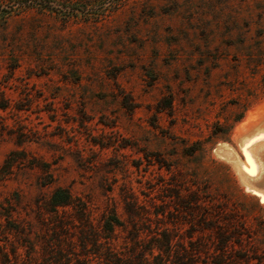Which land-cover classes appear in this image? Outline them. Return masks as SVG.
I'll use <instances>...</instances> for the list:
<instances>
[{"label":"rangeland","instance_id":"obj_1","mask_svg":"<svg viewBox=\"0 0 264 264\" xmlns=\"http://www.w3.org/2000/svg\"><path fill=\"white\" fill-rule=\"evenodd\" d=\"M242 180L264 187V0H0V212L39 234L65 188L116 207L124 256L167 233L152 264H264Z\"/></svg>","mask_w":264,"mask_h":264},{"label":"trees","instance_id":"obj_2","mask_svg":"<svg viewBox=\"0 0 264 264\" xmlns=\"http://www.w3.org/2000/svg\"><path fill=\"white\" fill-rule=\"evenodd\" d=\"M38 209L39 234L33 232L29 222H18L15 210L3 208L5 213L0 212L4 218L0 220V264H152L149 255L159 259L172 248L167 233L163 234L165 244L155 240L158 244L148 248L143 245L145 238L138 234L130 237L133 248L131 254L124 256L117 250L115 231L123 224L116 207L103 212L95 223L88 202L65 188H57L44 202H39ZM136 217L132 209L129 219L134 222ZM155 249L159 250L156 256Z\"/></svg>","mask_w":264,"mask_h":264},{"label":"bare ground","instance_id":"obj_3","mask_svg":"<svg viewBox=\"0 0 264 264\" xmlns=\"http://www.w3.org/2000/svg\"><path fill=\"white\" fill-rule=\"evenodd\" d=\"M250 115V114H249ZM250 119V118H249ZM246 121H247V119H246ZM241 140V139H240ZM245 142H246V140H245ZM244 142V143H245ZM240 143H242V142H240ZM248 143H250V141L248 142ZM248 143H245V144H248ZM227 144V143H226ZM242 146V145H241ZM228 147V146H227ZM245 147V146H244ZM226 148V147H225ZM246 148L248 149V147L246 146ZM243 149V148H242ZM235 152V151H234ZM234 152L233 151H231V150H226L225 152H221V156L222 157H224L226 160H230V161H232L233 163H234V166H235V168H236V170H238L237 172H241L244 168V166L242 165L243 163H242V161L241 160H239V158H237V155H235L234 154ZM247 152V151H246ZM242 163V164H241ZM245 165V164H244ZM233 166V167H234ZM247 167V166H246ZM239 174V173H238ZM240 175V174H239ZM238 175V176H239ZM242 178L244 179V177L242 176ZM241 178V179H242ZM242 181H244V180H242ZM245 182V181H244ZM243 183V182H242ZM245 184V183H244ZM251 186V185H250ZM254 188V187H253ZM252 189V188H251ZM250 190V189H249ZM260 194V193H259Z\"/></svg>","mask_w":264,"mask_h":264},{"label":"crops","instance_id":"obj_4","mask_svg":"<svg viewBox=\"0 0 264 264\" xmlns=\"http://www.w3.org/2000/svg\"><path fill=\"white\" fill-rule=\"evenodd\" d=\"M250 155H251V153H250ZM243 174H244V171L242 170L241 171ZM239 173H240V171H239ZM242 176V175H241ZM244 177V176H243ZM245 182V184L251 189V190H253L254 192L256 191L257 192V194L259 195V196H261L263 199H264V187H259V186H255L254 185V183L252 182V181H250V180H244ZM251 185V186H250ZM254 187V188H253ZM260 193V194H259Z\"/></svg>","mask_w":264,"mask_h":264},{"label":"snow or ice","instance_id":"obj_5","mask_svg":"<svg viewBox=\"0 0 264 264\" xmlns=\"http://www.w3.org/2000/svg\"><path fill=\"white\" fill-rule=\"evenodd\" d=\"M249 162L252 164V168L249 169L250 174L255 176L257 174V167L255 165V162L251 159V157L249 156Z\"/></svg>","mask_w":264,"mask_h":264}]
</instances>
